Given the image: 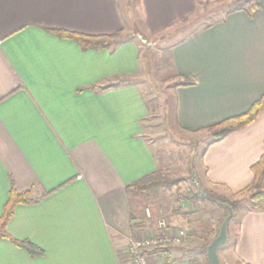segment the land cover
<instances>
[{
  "label": "crops",
  "instance_id": "crops-1",
  "mask_svg": "<svg viewBox=\"0 0 264 264\" xmlns=\"http://www.w3.org/2000/svg\"><path fill=\"white\" fill-rule=\"evenodd\" d=\"M199 1L136 0L133 9L127 0L128 19L120 0H0V213L11 185L33 187L39 200L16 206L7 232L42 250L30 255L1 239L0 264H131L130 239L153 228L136 230L140 208L125 189L158 168L144 135L150 109L137 83L140 51L185 23ZM260 7L252 18L224 13L169 52L172 76L195 85L173 83L168 117L182 133L206 135L201 181L231 201H242L234 194L250 185L264 153V108L210 146L205 128L264 96V0ZM52 30L119 33L108 48L83 50ZM238 215L230 264H264V211ZM203 244L186 240L169 254L175 264H207L192 254ZM145 256L162 263L159 251Z\"/></svg>",
  "mask_w": 264,
  "mask_h": 264
},
{
  "label": "rangeland",
  "instance_id": "rangeland-1",
  "mask_svg": "<svg viewBox=\"0 0 264 264\" xmlns=\"http://www.w3.org/2000/svg\"><path fill=\"white\" fill-rule=\"evenodd\" d=\"M135 1L130 0L133 9ZM120 5L123 8L125 16L129 19L130 16L126 7L127 0H120ZM230 7H233V2L231 1L213 2L212 0H201L199 1L197 12L185 23L176 26L171 31H167V33H162L161 36L149 40L141 48V74L137 83L140 85L150 108V114L144 122L145 140L155 155L158 169L166 178L178 182V185L170 189H160L155 195L152 194L149 197L147 205L139 209L138 217L140 219L136 223L139 225L136 229L139 232H142L147 227L153 228L157 220H164L170 227L171 224L181 223V227H184L186 231L188 229H195L199 235L209 227L210 222L207 220L215 223L211 226L213 230L219 225L217 223H219V216L222 213L221 211L219 212L220 209L218 210L215 205L209 203L199 205L191 200L183 199L187 195V192H194L195 190L190 180L192 171L196 172L200 180L202 179L199 158L206 141V135L185 134L176 128L174 118L172 117L173 114L170 113L169 117L166 115V113L169 115V107L167 106V110L163 111L165 108L163 106L164 100L168 99L172 106L171 91L174 81L167 82L164 85L160 81L173 75L169 61V52L172 46L182 38L196 33L213 22L219 21ZM133 17L134 20H137L136 14ZM134 30L136 29L134 28ZM146 64L149 66V69H147ZM163 113L165 114L164 117ZM174 203L180 206L182 213L192 214H189L190 217L187 218V222L190 223L188 224L189 226H185V222L181 217H178V222L173 220L172 209ZM247 205V201L243 199L240 202L238 211H242ZM145 209H149L151 214L150 219H147ZM152 210L156 211V213L153 214ZM239 212L230 222L231 225L228 232H231V234L236 230ZM192 252L195 256H205V252L202 249H195V252L194 250ZM164 254L170 256L169 252H165ZM231 257L232 240H229L218 251V258L221 264H230ZM128 260L131 262L130 257Z\"/></svg>",
  "mask_w": 264,
  "mask_h": 264
},
{
  "label": "trees",
  "instance_id": "trees-1",
  "mask_svg": "<svg viewBox=\"0 0 264 264\" xmlns=\"http://www.w3.org/2000/svg\"><path fill=\"white\" fill-rule=\"evenodd\" d=\"M224 1L233 2V7H230L225 12V16L236 11H242L246 13L250 18H252L261 9L260 7L261 0H224ZM51 32L60 38L74 41L83 50H88V49L101 50L108 48L114 42L116 36L119 33V32H115L114 34H109V35L90 36V35L78 34L74 32H68L65 30H52ZM147 69H149L148 65H147ZM147 75L149 74L147 73ZM170 81L175 82L174 85L175 88L192 87L195 85L194 79H190L178 75H174L168 77L167 79L161 80L160 83L164 85ZM163 106H165L163 111H166L168 106L167 100H164ZM263 108H264V96H262L256 102H254L245 113L226 118L212 126L205 128V130L209 132L210 135V143L208 144V146L218 143L223 139H225L231 133L242 130L243 128L247 127L255 120V118ZM162 115L163 117L165 116L164 113ZM166 115L168 117V113H166ZM251 171L253 174V178L250 185L245 190L234 194V197H239L244 195V198H242V200L245 199L248 203V205L245 207V210L247 212L264 211V153L260 157L258 162L251 167ZM190 180L195 190L194 192L191 191L187 192V195H185L183 199L191 200L199 205L204 203L215 205L218 208V210L220 209L219 212L221 211L222 213L221 216H219V223H217L219 225H217L216 229L213 230V228H211V226L215 223L213 221L211 222L210 220H207L210 222V225L209 227L206 228V231L204 230L203 233L200 235L197 233V230L195 229L194 230L188 229L186 231L184 227H177L179 229L184 230L185 232L184 241L186 240L202 241L204 244L201 246V249L205 252V247L216 236L219 226L226 214V210L222 208L221 205L224 204L229 206L232 209L233 218H235L240 208L241 201L239 200L231 201L221 196H218L213 191L209 190L206 187V185L202 183V181L198 178V175H196L195 171H192ZM176 185H178V182L166 178L157 168L155 172L135 181L131 185L127 186L125 190L129 197L131 196L134 197L133 198L134 205L136 203L138 208H141L142 206L148 204L149 197L152 194L155 195V193H157V191H159L160 189H170L172 187H175ZM33 193H34L33 187H29L26 190L19 191L13 185H11L8 191L7 199L4 205L2 206L0 213V240L1 239L8 240L17 247L25 249L30 255H41L42 250L39 249L37 246L29 242L28 240H16L12 238L7 232V223L11 219L15 207L18 205L30 204L39 200L33 198ZM49 193L50 192H44L41 195V198L45 197ZM152 212L153 214L156 213V211L154 210H152ZM189 214L182 213L180 211V206L177 203H174L172 209V215L176 217H181L182 220L185 222V226H189L188 224H190L189 222H187L188 220L187 218L190 217V215L192 214L190 215ZM233 218L231 219V221L233 220ZM174 248L175 247H168L163 249L164 251L160 250V252L168 253ZM237 264H246V263L242 261H238Z\"/></svg>",
  "mask_w": 264,
  "mask_h": 264
},
{
  "label": "built area",
  "instance_id": "built-area-1",
  "mask_svg": "<svg viewBox=\"0 0 264 264\" xmlns=\"http://www.w3.org/2000/svg\"><path fill=\"white\" fill-rule=\"evenodd\" d=\"M147 219H150L149 209H145ZM185 232L179 228L170 227L164 220H157L153 229L144 235L132 237L129 241L127 254L131 264H150L145 256L147 251H159L168 247L179 246L183 243ZM161 253V264H175L171 256Z\"/></svg>",
  "mask_w": 264,
  "mask_h": 264
},
{
  "label": "water",
  "instance_id": "water-1",
  "mask_svg": "<svg viewBox=\"0 0 264 264\" xmlns=\"http://www.w3.org/2000/svg\"><path fill=\"white\" fill-rule=\"evenodd\" d=\"M221 207L226 210V214L219 226L216 236L205 247L207 264H221L218 258V251L227 244L229 239L228 227L231 219L233 218V212L227 205L222 204Z\"/></svg>",
  "mask_w": 264,
  "mask_h": 264
}]
</instances>
